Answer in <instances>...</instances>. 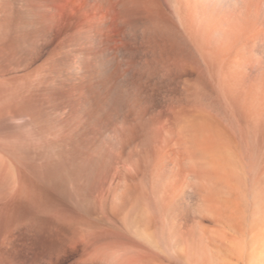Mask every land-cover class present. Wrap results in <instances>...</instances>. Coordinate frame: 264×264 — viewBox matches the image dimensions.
Masks as SVG:
<instances>
[{
    "label": "bare ground",
    "instance_id": "6f19581e",
    "mask_svg": "<svg viewBox=\"0 0 264 264\" xmlns=\"http://www.w3.org/2000/svg\"><path fill=\"white\" fill-rule=\"evenodd\" d=\"M94 1L100 37L139 54L114 65L127 133L100 160L92 139L48 165L0 145V264H264V0ZM10 14L0 41L11 47L42 30ZM133 25L141 44L124 41ZM45 113L17 121L33 134L38 120L49 129Z\"/></svg>",
    "mask_w": 264,
    "mask_h": 264
},
{
    "label": "rangeland",
    "instance_id": "374dc122",
    "mask_svg": "<svg viewBox=\"0 0 264 264\" xmlns=\"http://www.w3.org/2000/svg\"><path fill=\"white\" fill-rule=\"evenodd\" d=\"M90 1L92 2V0H0V16L3 15L4 19L9 17L11 11L14 13L20 12L27 15L32 21L31 25L33 26L29 25V27L31 26L32 29L37 26L38 29L42 27L41 29L44 31L43 34L40 29L41 34L33 36L32 40L29 36V43H27V38L26 42L19 48L11 47L8 43L0 41V50L3 48L0 51V110L9 111L11 116L14 112H17V120L25 114L27 109L30 112L43 110L51 118L48 123L49 129L46 128L47 125L45 126L42 120L31 123V125L34 124L32 127L28 123L30 125L28 127L31 128L30 131L33 130L32 134L29 129H26L27 126L25 128V123L21 119V122L16 119L14 121L8 115L5 117L0 115L2 119H9H6V121L0 119V145L3 148L5 147L7 153L15 160L18 159L21 153L27 155L32 149L29 154L32 155L37 152L39 160L43 159L45 165H48V162H53L54 159L57 160L54 162L62 159L68 160V158L71 160L75 154L77 155L83 148H86L85 145H92L91 148L89 147L91 154L99 156L100 160L106 154V148H108L106 146L112 144L113 148H117L120 145L121 137L125 132L127 133L125 125L128 123L124 121V118L129 115L130 107L120 95L118 96L119 99L117 98L118 100L115 99L117 101L114 100L121 89L119 88L121 83L117 77L119 71L116 70H119V67L116 68L115 66L120 64L119 61L123 63L126 59L134 58V55L136 57L138 53L117 51L118 37H116V41L111 42L108 38L104 40L100 37L92 16L95 1L93 0L92 4L89 3ZM1 10H4V12ZM53 17L54 20H52ZM34 18L36 19L34 20ZM56 18L59 19L56 20ZM48 19H50V22H47ZM112 21L113 19L110 20V22ZM41 23L44 24H42L44 29ZM52 27H54V30L47 35L49 36L48 39L44 40V35ZM115 30L119 33L122 31L120 27L115 28ZM142 30L141 26L133 25L126 27L124 34H121L126 38L124 39L126 43L132 45V41L135 40L133 41V45H135V43L142 42L144 39V31ZM40 40L42 41L40 42ZM32 42L34 43L32 44ZM2 43L9 48L5 47L4 49ZM129 53L131 55H128ZM50 54L52 57L49 59L50 61L48 60L49 64L47 65V61L46 66L44 64L36 70ZM3 79H8V81ZM28 89L31 93L35 92V97L24 100L20 97L21 91L24 92ZM141 95V92L138 93L139 97ZM123 102L125 103L123 104ZM151 105L149 104V107ZM153 107L156 108L151 106V108ZM21 109H24V111L22 112ZM131 111L133 112V109ZM25 117H27L25 118L26 121L31 122V115ZM81 127H85L88 133L86 131L83 133ZM27 133L31 134V136L28 134V137L31 138L25 139ZM134 133L137 132L134 131ZM66 135H69L70 138L72 136V139H69V136ZM64 138H68L66 140L70 142L67 143ZM84 138L85 140H83ZM61 143L65 146L62 147L63 144L61 145ZM84 143L86 144L84 145ZM67 144L75 146L72 147L74 151H70L71 148L69 149V147L66 148ZM96 149L98 150L94 151ZM190 196L191 199L195 198L193 194Z\"/></svg>",
    "mask_w": 264,
    "mask_h": 264
}]
</instances>
